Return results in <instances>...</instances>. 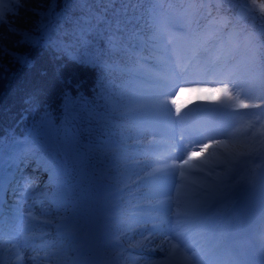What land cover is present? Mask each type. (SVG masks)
Instances as JSON below:
<instances>
[{
    "label": "trees",
    "instance_id": "1",
    "mask_svg": "<svg viewBox=\"0 0 264 264\" xmlns=\"http://www.w3.org/2000/svg\"><path fill=\"white\" fill-rule=\"evenodd\" d=\"M184 1L172 0L168 5L169 22L179 25L184 17L190 21L205 1L200 25H226L232 12H241L239 5H247L249 10L240 13L246 27L238 23L231 36L235 38L243 28L251 27L264 38V0ZM163 2L0 0V134L21 113L37 105L44 110L61 109L64 117L77 122L82 135L93 136L95 122L101 130L119 127L125 138L135 140L137 126L111 115L133 112L139 107L138 99L126 92L119 74L131 69L129 56L124 52L125 42L133 39L137 29L159 39L147 28L146 18L150 15L149 3L164 12ZM251 39L252 35L244 32L236 53L246 49ZM22 58L30 63H23ZM250 65L264 69L261 45L253 43L242 55L240 70L253 92L263 94L264 75ZM48 113L35 117L34 135L46 138L53 133L48 130L51 121L44 122ZM80 141L86 145L83 137ZM62 143L71 152L69 145Z\"/></svg>",
    "mask_w": 264,
    "mask_h": 264
},
{
    "label": "rangeland",
    "instance_id": "2",
    "mask_svg": "<svg viewBox=\"0 0 264 264\" xmlns=\"http://www.w3.org/2000/svg\"><path fill=\"white\" fill-rule=\"evenodd\" d=\"M212 35V33H211ZM210 35V36H211ZM171 37V35L169 36ZM220 75V71L217 73ZM224 74V73H221ZM224 81L221 84H212L214 79L197 86L177 87L174 86L172 93L164 95H155L154 93H146V97L152 102L156 103L159 107L158 113H166L172 117H179L183 113L194 112L197 110L196 106L202 105L204 102L211 101L216 103L218 91L223 89H229L231 86V78L227 81V75L224 74ZM206 95H209L206 97ZM215 118V116H213ZM193 119V116L191 117ZM209 119L208 121H210ZM241 121L238 117H232L231 121L224 124L226 129H221L218 126H204L205 132L198 137L201 143V149L195 153L187 155L184 159L177 163V173L188 177L189 169L191 167H203L207 163L214 164L220 162L222 159L221 152L223 155L229 154L230 146L238 133L239 122ZM156 122V119H153ZM216 135L217 140L212 141V138ZM213 143H216L219 149L213 147ZM58 153L50 148L44 154L37 152L35 157L40 158L39 160L50 161L51 169L47 173L42 174V170L28 169L25 176L26 185L41 187L48 181V179L55 173L53 168L54 163L58 158ZM202 161V162H201ZM25 170V169H24ZM22 170V172H24ZM46 170V168H44ZM192 180L197 179L198 181L209 184L204 181L201 177H189ZM49 186V185H48ZM194 189L190 187L187 180H183L177 184L173 189H167L165 194L168 198L169 206L171 207V214L168 218L174 224L167 226V231H164L159 237L153 238L155 234L149 233L142 236V241H145V248H150L156 252L153 258L148 259L143 264H156L161 262L167 264V260H170V264H197L196 254L194 246L187 250V244L189 242L184 239H179L178 233L175 230L177 225L178 217L183 213L197 212L200 210L201 204L198 203L199 209L195 208L193 198ZM23 192H19L17 201L20 203L22 214L18 217L20 223L18 230L22 231L19 237H13L14 252L18 258H21L23 264H48L47 258L44 257L46 252L45 248L37 246V240L33 239V233L38 228L39 218L41 216V208L35 205L31 207H25L28 204V199L23 195ZM50 205V204H47ZM54 236V235H52ZM189 238V237H188ZM91 242L93 243V237ZM248 259L247 254H238L236 258L230 261V264H236V261L242 260L243 264ZM193 261V262H192Z\"/></svg>",
    "mask_w": 264,
    "mask_h": 264
},
{
    "label": "snow or ice",
    "instance_id": "3",
    "mask_svg": "<svg viewBox=\"0 0 264 264\" xmlns=\"http://www.w3.org/2000/svg\"><path fill=\"white\" fill-rule=\"evenodd\" d=\"M23 63H30L29 61L26 60V58H22Z\"/></svg>",
    "mask_w": 264,
    "mask_h": 264
},
{
    "label": "bare ground",
    "instance_id": "4",
    "mask_svg": "<svg viewBox=\"0 0 264 264\" xmlns=\"http://www.w3.org/2000/svg\"><path fill=\"white\" fill-rule=\"evenodd\" d=\"M196 148H198V149H199V148H200V146H197Z\"/></svg>",
    "mask_w": 264,
    "mask_h": 264
}]
</instances>
